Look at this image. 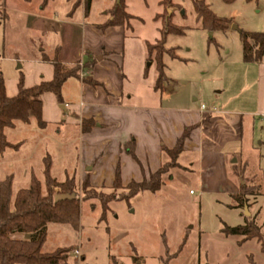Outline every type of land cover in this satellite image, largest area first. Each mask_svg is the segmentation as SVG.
<instances>
[{
	"label": "rangeland",
	"instance_id": "obj_1",
	"mask_svg": "<svg viewBox=\"0 0 264 264\" xmlns=\"http://www.w3.org/2000/svg\"><path fill=\"white\" fill-rule=\"evenodd\" d=\"M7 1L11 8L6 6L3 17L0 0V79L12 90L20 74L33 82L34 64L45 61L44 55L54 56L57 46L69 55L88 42L83 23L102 19L115 0H91L85 19L82 5L69 13L75 0H54L45 7L41 0ZM194 1L203 2L209 18H229L228 28H204ZM125 2L127 11L141 19L124 29L115 59L131 103L151 105L152 97L160 96L164 106L198 110L204 103L217 111L201 126L194 147L162 176L158 190L109 201L103 218L97 199L80 198L78 229L49 223L42 251L67 247V264H264L261 241L221 232L225 225L242 224L246 216L264 233V62L242 59L240 37L241 32L264 31V0H172L167 14L178 33L167 34L163 47L176 56L163 55L164 77L156 95L154 57L144 54L146 44L159 38L161 22L154 16L162 7L158 0ZM76 85L74 77L62 85L69 105L59 107L63 118L85 101ZM64 133L61 123L39 128L33 122L10 130L8 139L19 147L0 154V181L11 175L13 193L27 187L32 175L43 182L46 155L57 180L73 173L78 178L79 140L73 134L71 142ZM101 186L107 193L112 189ZM243 189L252 193L246 195L247 205L235 206L231 196Z\"/></svg>",
	"mask_w": 264,
	"mask_h": 264
},
{
	"label": "trees",
	"instance_id": "obj_2",
	"mask_svg": "<svg viewBox=\"0 0 264 264\" xmlns=\"http://www.w3.org/2000/svg\"><path fill=\"white\" fill-rule=\"evenodd\" d=\"M29 2L30 0H25ZM50 0H42L41 6H45ZM230 1V0H228ZM82 4L84 15L87 16L91 0H75L72 2L69 13ZM162 7V12L155 14L154 19L160 20L161 27L159 38L154 43H147L146 48L148 57H154L157 77L155 88L160 87L161 80L164 77L165 64L162 57L167 52L171 57L175 53L164 49V41L169 33L176 32V27L172 24L171 16L167 14L168 7L173 5L172 0H158ZM194 8L197 16L202 21L204 28L208 30L225 31L230 22L226 17L209 18L202 1H194ZM166 12V14H165ZM165 14V15H164ZM110 18L103 24H99L100 29L107 27H122L131 29V20L139 19L127 11L125 0L114 2L109 9ZM141 20V19H139ZM242 59L246 62H264V31L241 32ZM43 59L50 62L53 67V77L48 81H40L37 84L26 87L23 82V74L17 82V93L14 96H7L3 80L0 79V154L7 148L17 149L18 143H12L9 137V131L18 126H31L34 122L39 128L46 127L42 119V104L40 95L45 92H51L55 95L57 101L63 104L61 88L63 83L69 77L78 78L83 65L76 63L73 65L63 64L57 58L56 54L49 58L43 56ZM91 85L98 84L95 81H87ZM96 122L92 118H83L81 120V131L88 132ZM196 125L186 126L175 145L167 148L161 145V151L168 157V161L161 163L159 168L150 173L148 178L141 181H130L122 185L119 166L115 170V178L111 185L110 192H104V186H94L90 181V174L86 172L84 179L80 182V193L77 192V182L73 176H66L64 180L59 181L51 174V157L45 156L43 161L44 181L38 180L32 175L29 185L18 189L15 193L12 191V176L8 175L0 181V264H67L69 249L59 247L51 252L42 251V246L46 239L47 225L49 223H66L74 228L79 227L80 216V198L97 199L102 207L101 217L107 209V204L113 199H129L141 191L155 192L162 185V176L173 166L178 165V157L184 150V142L189 137L191 131ZM125 150L136 159L134 153L133 141L124 144ZM72 195L73 198L55 200V196ZM244 194V195H243ZM247 194H252L246 189L233 194L231 197L237 203L235 206L247 205ZM80 196V197H79ZM253 220L244 216V222L235 226H223L221 232L225 235L243 236L246 240L256 238L261 241L264 249V233L260 232ZM16 233L26 234L25 238H17Z\"/></svg>",
	"mask_w": 264,
	"mask_h": 264
},
{
	"label": "crops",
	"instance_id": "obj_3",
	"mask_svg": "<svg viewBox=\"0 0 264 264\" xmlns=\"http://www.w3.org/2000/svg\"><path fill=\"white\" fill-rule=\"evenodd\" d=\"M52 1L54 0H50L46 5ZM8 2L1 0L3 17L6 15L5 9L11 8ZM114 2L107 8V12L103 13L102 19L83 23V32L91 38L88 42L84 40L81 46L71 49L69 55L62 54V46L60 49L57 46L54 50L63 64L83 65L82 75L76 78V90L79 97H84L85 101H81L79 106L73 108L63 118L60 111L69 106L64 103V100V108H61L53 93L45 92L39 97L42 104V119L46 126L56 127L61 123L65 127V138L72 142L73 134L75 138L78 137L80 153L76 156L75 162L78 178L76 175L73 176L74 173L70 176L76 177L75 180L81 182L86 172H89L91 184L94 186L112 185L117 165L122 185L148 178L149 174L155 172L163 163L161 145L172 148L186 126L196 125L185 140L183 151L194 147L196 139L199 138L201 126L211 114V112L200 110V106L198 110L164 106L160 96H155L159 93L155 85L152 87L155 97H152L154 100L151 105L131 103L132 98L124 87V76L120 75L115 60L120 53L119 41L127 31L122 27L105 29L98 27L110 18L109 9ZM82 10L84 13L83 5ZM89 14L90 9L87 16ZM87 16L84 15V19ZM47 57L51 58L49 55ZM147 57L148 52L144 54V58ZM34 65L38 74L33 82H27L26 74H23L26 87L40 81L51 80L53 77V67L50 62L37 61ZM146 66L148 64L141 66L140 76H145ZM90 80L98 84L91 85L87 82ZM17 82L12 90H8L5 83L7 96H14L17 93ZM83 118H92L96 122L88 132L81 131ZM130 140L133 141L137 160L133 159L124 148V144ZM14 236L27 237L22 233H16Z\"/></svg>",
	"mask_w": 264,
	"mask_h": 264
},
{
	"label": "water",
	"instance_id": "obj_4",
	"mask_svg": "<svg viewBox=\"0 0 264 264\" xmlns=\"http://www.w3.org/2000/svg\"><path fill=\"white\" fill-rule=\"evenodd\" d=\"M120 0H115V2L116 3H118ZM60 107L61 108H64V105L63 104H60ZM75 195L74 194H72V195H60V194H57L56 196H55V200H59V199H65V198H73ZM245 211H246V208H245ZM246 213H247V211H246Z\"/></svg>",
	"mask_w": 264,
	"mask_h": 264
},
{
	"label": "built area",
	"instance_id": "obj_5",
	"mask_svg": "<svg viewBox=\"0 0 264 264\" xmlns=\"http://www.w3.org/2000/svg\"><path fill=\"white\" fill-rule=\"evenodd\" d=\"M200 110L202 111H208L209 113L211 112H215L217 111L216 108L214 106L212 107H207L204 103L200 104ZM75 253H77V250L74 251Z\"/></svg>",
	"mask_w": 264,
	"mask_h": 264
}]
</instances>
